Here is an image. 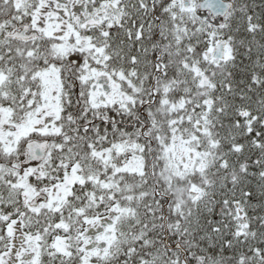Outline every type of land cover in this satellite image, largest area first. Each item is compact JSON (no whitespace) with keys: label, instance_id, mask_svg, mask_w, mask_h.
Masks as SVG:
<instances>
[{"label":"snow or ice","instance_id":"1","mask_svg":"<svg viewBox=\"0 0 264 264\" xmlns=\"http://www.w3.org/2000/svg\"><path fill=\"white\" fill-rule=\"evenodd\" d=\"M256 7L0 0V264H264Z\"/></svg>","mask_w":264,"mask_h":264},{"label":"trees","instance_id":"2","mask_svg":"<svg viewBox=\"0 0 264 264\" xmlns=\"http://www.w3.org/2000/svg\"><path fill=\"white\" fill-rule=\"evenodd\" d=\"M249 2L257 6L256 7L257 12L261 11V6L264 5V0H249ZM244 35H245L244 33H241V38H243ZM243 52H244V49L241 48V53L243 54ZM241 59H244L243 55L241 56ZM244 63H248V61L244 59Z\"/></svg>","mask_w":264,"mask_h":264}]
</instances>
